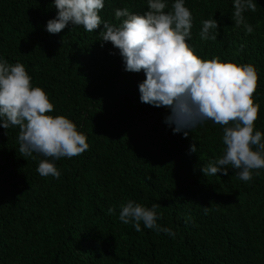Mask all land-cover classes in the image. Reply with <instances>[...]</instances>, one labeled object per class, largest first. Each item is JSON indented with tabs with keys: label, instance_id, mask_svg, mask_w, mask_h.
Here are the masks:
<instances>
[{
	"label": "trees",
	"instance_id": "trees-1",
	"mask_svg": "<svg viewBox=\"0 0 264 264\" xmlns=\"http://www.w3.org/2000/svg\"><path fill=\"white\" fill-rule=\"evenodd\" d=\"M165 2L172 11L175 0ZM253 2L256 11L243 13L248 34L235 25L234 0H185L193 16L186 42L203 60L255 67L254 131L264 133V0ZM124 8L143 15L148 0H104L99 15L119 26L115 11ZM56 15L54 0H0V60L23 64L54 104L48 114L72 120L89 149L59 160L23 156L19 127L0 126V264H264V169L250 181L231 165L227 175L201 170L223 157L232 125L206 120L187 137L174 134L168 108L141 102L145 73L125 70L119 50L102 40L103 25L50 34ZM208 19L218 21L216 40L201 38ZM45 159L59 179L38 173ZM129 200L160 204L157 224L175 235L121 222Z\"/></svg>",
	"mask_w": 264,
	"mask_h": 264
},
{
	"label": "clouds",
	"instance_id": "clouds-1",
	"mask_svg": "<svg viewBox=\"0 0 264 264\" xmlns=\"http://www.w3.org/2000/svg\"><path fill=\"white\" fill-rule=\"evenodd\" d=\"M54 6L57 15L46 25L50 34H58L69 25H82L88 32L103 25L102 40L119 50L125 70L145 73L146 79L139 85L141 102L168 108L170 114L164 122L174 134L183 132L187 137V130L206 120L232 125L224 128L223 157L202 167L206 176L220 172L227 175L226 166L231 165L239 170V179L250 181L254 170L264 169V133L254 131L260 108L253 99L258 87L256 69L250 64L198 57L186 42L191 37L193 16L185 7V0H175L168 12L165 0H148L149 10L143 15L130 13L127 8L117 9L119 26L101 19L104 0H54ZM233 6L235 25H243L248 34L252 33V26L244 23L243 13L255 12L257 3L234 0ZM202 24L201 38L216 40L218 21L208 19ZM53 110L48 94L41 87H33L23 64L0 60V126L6 130L19 127V151L23 156L38 153L59 160L89 149L86 135L77 130L76 124L63 115H49ZM196 151L193 144L190 152ZM37 171L56 179L61 175L48 159L39 163ZM160 206L154 203L147 208L129 200L121 205L119 219L124 224L132 223L136 231H141L142 221L148 229L174 236L171 229L157 224L156 209ZM203 210L207 214L208 207ZM108 211L111 214L115 210Z\"/></svg>",
	"mask_w": 264,
	"mask_h": 264
}]
</instances>
